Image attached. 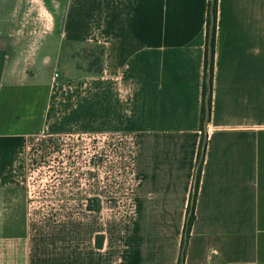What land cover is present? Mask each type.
Listing matches in <instances>:
<instances>
[{"label": "crops", "instance_id": "1", "mask_svg": "<svg viewBox=\"0 0 264 264\" xmlns=\"http://www.w3.org/2000/svg\"><path fill=\"white\" fill-rule=\"evenodd\" d=\"M208 2L0 0V264H264V0H217L201 126Z\"/></svg>", "mask_w": 264, "mask_h": 264}, {"label": "trees", "instance_id": "2", "mask_svg": "<svg viewBox=\"0 0 264 264\" xmlns=\"http://www.w3.org/2000/svg\"><path fill=\"white\" fill-rule=\"evenodd\" d=\"M216 6H217V0H213V3H211V0H209L208 2V9H207V45H206V54H205V67H204V75H203V96H202V105H201V126H203L204 122H205V117H206V106H205V97H206V93H207V88H208V82L210 83V85H212V72H213V64L211 63L209 65L208 60H207V54H208V41L209 39H211L212 41V46H214V35H215V22L212 28V33L210 34V24H211V8H213V16L214 19L216 17ZM99 47V46H97ZM100 48V56L95 58L94 60L90 61V65H89V71L88 74H93V75H99L101 73L102 70V62H101V57H102V49ZM92 67H95V69H91ZM210 103H211V96L209 97V107H210ZM201 148H202V144H201ZM200 156V153H199ZM199 174V172H198ZM197 184H198V175L197 178L195 180V189L194 192L191 196L192 200L191 201V205L189 206L188 209V218L187 221L185 223V237H187L188 232L190 230L191 224L194 220V216H193V202L195 199V195H196V189H197ZM102 243V237L98 236L97 237V246L100 247ZM181 261H179L180 264Z\"/></svg>", "mask_w": 264, "mask_h": 264}, {"label": "rangeland", "instance_id": "3", "mask_svg": "<svg viewBox=\"0 0 264 264\" xmlns=\"http://www.w3.org/2000/svg\"><path fill=\"white\" fill-rule=\"evenodd\" d=\"M100 56V48L97 46L72 48L70 53H65L66 70L68 79L76 82L82 75L88 73L90 61ZM91 69H95L92 67ZM74 74V75H73Z\"/></svg>", "mask_w": 264, "mask_h": 264}, {"label": "water", "instance_id": "4", "mask_svg": "<svg viewBox=\"0 0 264 264\" xmlns=\"http://www.w3.org/2000/svg\"><path fill=\"white\" fill-rule=\"evenodd\" d=\"M211 3H213V0H211ZM213 8H211V26H210V34L212 33V28L215 22L214 16H213ZM207 60L209 65L212 63L213 60V46H212V41L211 39H209L208 41V54H207ZM211 85L208 82V88H207V93H206V97H205V106H206V117H205V124H207V120L209 118V114H210V107H209V97L211 96ZM184 247L182 249V253H181V264H183V258H184Z\"/></svg>", "mask_w": 264, "mask_h": 264}, {"label": "built area", "instance_id": "5", "mask_svg": "<svg viewBox=\"0 0 264 264\" xmlns=\"http://www.w3.org/2000/svg\"><path fill=\"white\" fill-rule=\"evenodd\" d=\"M54 77L56 78V77H57V75L55 74V75H54Z\"/></svg>", "mask_w": 264, "mask_h": 264}]
</instances>
